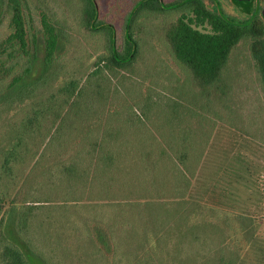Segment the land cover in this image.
<instances>
[{
	"label": "trees",
	"instance_id": "16d2710c",
	"mask_svg": "<svg viewBox=\"0 0 264 264\" xmlns=\"http://www.w3.org/2000/svg\"><path fill=\"white\" fill-rule=\"evenodd\" d=\"M21 2L9 0L12 32L0 41V264H264V109L235 117L222 101L226 116L215 107L200 116L199 96L162 94L163 81L132 71L143 94H120L116 82L131 78L114 72L142 58L133 25L165 11L160 0L135 11L137 50L126 62L132 42L125 36L115 54L113 27L93 26L95 2L83 0L80 24L105 31L109 52L87 49L81 72L70 66L85 47L73 27L44 17L33 76L37 46L28 47ZM181 6L163 33L192 82L219 86L248 42L264 100V29L232 25L199 0ZM156 106L172 107L170 123L152 121Z\"/></svg>",
	"mask_w": 264,
	"mask_h": 264
},
{
	"label": "rangeland",
	"instance_id": "374dc122",
	"mask_svg": "<svg viewBox=\"0 0 264 264\" xmlns=\"http://www.w3.org/2000/svg\"><path fill=\"white\" fill-rule=\"evenodd\" d=\"M140 1L141 0L94 1L98 5V20L102 24L101 26H112L113 34L115 30L119 51H123L125 48L126 25L132 10ZM183 1L184 0H163L165 5L171 4V6L176 5V7L167 8L160 13L149 11H146L145 13L143 12L145 15L141 14L134 23V38L138 42L139 49L142 52V58L131 66H128L127 69H117L114 72L115 74L113 75H115L116 80H118L121 75H126L131 78L128 80L126 79V81H122V78L119 83L116 82L117 86L120 87V94H143L140 92L143 84H139L136 81L138 79L136 77L137 75L135 76L132 74L138 73V76L141 77L140 79L143 80H146L144 77L150 78L153 79L152 81L156 84H158L159 81H163L160 84L162 94H184L185 97L189 98L192 96H199L198 101L200 106H202V109L199 110L200 116H202V114L205 116L208 113V110H210L212 114V111L214 110L212 109L213 107L217 108V110L219 109L218 111L223 116H226L224 110H228V112L230 110L218 108L217 106L222 101L226 104H231V111H234L235 117L240 114V112L246 113L250 109L253 111L260 110L261 107L264 109L262 87L259 83L258 74L256 72L255 63L248 42H241L233 50L228 72L226 73V76H224V80L218 83L219 86L217 87H201L196 83L194 84L191 77H189V75H192L191 72L188 69V71H186L176 63L174 57L166 46L163 31L168 23L178 18L183 11L187 10L186 6H181L183 5L181 4ZM8 3L9 0H0V41L5 39L12 32L11 14L7 11ZM21 3L25 28L27 30L26 38L28 47L31 52H34V49L37 46L38 59L33 76L40 72L45 54L42 26V20L44 17L51 19L53 24L58 23V25L61 23L64 24L66 20V23L73 27L76 38L84 44L85 47L82 46L78 53L81 59L78 61V57H76L71 61L70 66L75 70L81 72L85 69L82 60L85 61L87 59L85 57V51L87 49L91 50L93 47L100 48L108 45L104 35L105 31H102L99 36L89 35V30L84 25L80 24L82 6L84 7L83 0H22ZM101 52H106L108 54L109 51L102 47L101 51L94 55V58H96ZM74 54L75 53L70 51L68 56ZM18 68L19 66L17 69ZM140 79L138 80L143 83L144 81ZM145 84L146 86L149 85L150 81H147ZM149 91L150 92L146 94H155L153 89H149ZM204 94H207L208 97ZM217 94L221 96L220 99ZM194 102L197 103V99H194ZM169 112L170 110L166 106H156V108H154V114L152 112V117L154 115L156 120L152 121L159 123L158 125L162 126H164V124L166 125L167 122L170 123L169 118L172 117L171 114L173 113L172 107L171 112ZM240 117L241 116H238L237 119ZM215 122V132H217L222 124L219 123V120H215ZM223 130V138L228 139L226 130ZM263 147L264 146L258 147V149L259 158L264 162ZM258 212L259 215L256 216L258 235L264 239V203L261 208H259ZM9 235L25 250V246L17 238L14 232H10ZM31 260L33 259L31 258ZM36 264H41V262L36 259Z\"/></svg>",
	"mask_w": 264,
	"mask_h": 264
},
{
	"label": "flooded vegetation",
	"instance_id": "af4514ba",
	"mask_svg": "<svg viewBox=\"0 0 264 264\" xmlns=\"http://www.w3.org/2000/svg\"><path fill=\"white\" fill-rule=\"evenodd\" d=\"M225 21L238 27L264 29V0H199Z\"/></svg>",
	"mask_w": 264,
	"mask_h": 264
},
{
	"label": "water",
	"instance_id": "95a60500",
	"mask_svg": "<svg viewBox=\"0 0 264 264\" xmlns=\"http://www.w3.org/2000/svg\"><path fill=\"white\" fill-rule=\"evenodd\" d=\"M95 1V0H94ZM145 1V0H141L136 6L135 8L132 10L131 14H130V17L128 19V22H127V25H126V37L128 38V40H130V42H132L133 44V50H132V54L130 55V57L128 59H125L124 61H128L130 60L133 55L136 53V50H137V44L130 38V27H131V22H132V19H133V15L135 13V11L137 10V8L141 5V3ZM188 0H184L183 3L181 4H184L185 2H187ZM162 6L164 8H173V7H176V5L174 6H168V5H165L163 0H160ZM96 3V2H95ZM96 5V16H95V19L93 21V26L95 24V22L98 20V17H99V11H98V5L97 3L95 4ZM113 50H114V53L117 54V40H116V32L114 30V37H113Z\"/></svg>",
	"mask_w": 264,
	"mask_h": 264
}]
</instances>
